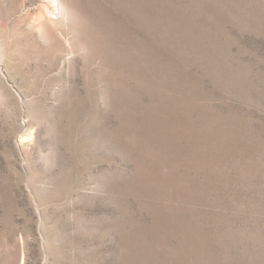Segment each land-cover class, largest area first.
<instances>
[{
  "label": "rangeland",
  "instance_id": "1",
  "mask_svg": "<svg viewBox=\"0 0 264 264\" xmlns=\"http://www.w3.org/2000/svg\"><path fill=\"white\" fill-rule=\"evenodd\" d=\"M0 264H264V0H0Z\"/></svg>",
  "mask_w": 264,
  "mask_h": 264
}]
</instances>
